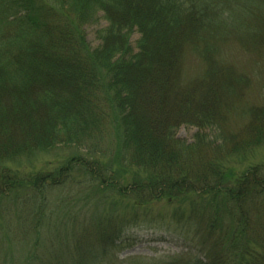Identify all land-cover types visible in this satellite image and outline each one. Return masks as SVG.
<instances>
[{
  "label": "trees",
  "instance_id": "1",
  "mask_svg": "<svg viewBox=\"0 0 264 264\" xmlns=\"http://www.w3.org/2000/svg\"><path fill=\"white\" fill-rule=\"evenodd\" d=\"M100 18L92 48L82 28ZM231 35L264 51V0H0V202L13 197L35 213L76 169L98 197L86 199L91 220L73 250L61 238L49 264H92L141 225L186 243L161 264H264V164L235 173L219 158L228 153L214 151L225 143L209 135L228 132L248 84L222 54ZM187 50L204 64L191 81L181 74ZM241 113L248 122L232 149L245 152L264 143V107ZM182 125L196 128L191 143L177 137ZM107 128L105 162L73 155L29 175L7 166L59 146L95 147Z\"/></svg>",
  "mask_w": 264,
  "mask_h": 264
},
{
  "label": "rangeland",
  "instance_id": "2",
  "mask_svg": "<svg viewBox=\"0 0 264 264\" xmlns=\"http://www.w3.org/2000/svg\"><path fill=\"white\" fill-rule=\"evenodd\" d=\"M249 20L241 23H247ZM106 25V21L100 18L94 24L85 25L82 28L92 48L100 44L96 31ZM226 28L227 31L229 29L234 31L228 25ZM231 37L222 47V54L234 63L235 68L247 76L248 84L246 82L247 85L239 89L242 97L238 100L230 121L227 122L228 132L220 133V137L217 138H214V135L218 136L216 131L210 132L209 135L217 144L225 143L222 149L218 147L214 151L218 155L221 151L228 153L227 156L221 155L219 158L226 168L238 173L252 165L264 164V143L247 148L245 152L232 149L238 146L235 144L236 136L234 135L248 122L246 117L240 118V114L243 115L241 112L250 106L264 107V51L255 52L245 49L237 42L238 39L235 36L231 35ZM137 38V32L130 36V42L134 47ZM183 61L181 74L185 80L191 81L202 71L204 64L189 50L185 52ZM108 131H110L109 128L105 130L95 147L59 146L47 152H40L32 158H27L28 160L25 158L14 160L7 163V166L14 172L29 175L39 171H51L73 155H93L99 157L101 162H105L111 157L113 151V139ZM195 132V127L182 125L176 130V135L191 143ZM72 175V178L68 179V184L51 189L46 193V201L35 204V213L28 210L30 205H24V212L20 211L18 207H15L16 202L13 197L9 201L4 199L0 202V264H49L54 259H59L57 256L61 254L60 240L63 237L68 238L73 250L72 242L78 236L76 231H80L91 220L92 205L86 204V199L93 203L98 197L95 196L93 200L96 193L93 192V187L83 180L82 172L76 169ZM79 181L82 183L79 184ZM126 182H130L129 176ZM130 202L132 203V201H126L127 204ZM2 205L8 206L9 210L4 212ZM100 208H103V205H100ZM154 211H160L165 216L168 210L164 206L156 205ZM44 212L47 216L44 221H40ZM185 244L177 235L175 237L165 234L155 227L144 225L130 227L124 230L115 243L116 247L103 246L104 255L94 260L92 264H161L183 252ZM48 251L51 254L47 259ZM63 257L64 255L60 256V258Z\"/></svg>",
  "mask_w": 264,
  "mask_h": 264
}]
</instances>
